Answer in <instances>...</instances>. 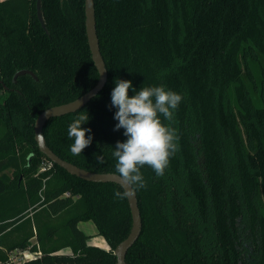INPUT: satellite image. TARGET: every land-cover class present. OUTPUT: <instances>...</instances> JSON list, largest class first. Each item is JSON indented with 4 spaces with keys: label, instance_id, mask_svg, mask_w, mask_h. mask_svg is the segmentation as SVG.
<instances>
[{
    "label": "trees",
    "instance_id": "obj_1",
    "mask_svg": "<svg viewBox=\"0 0 264 264\" xmlns=\"http://www.w3.org/2000/svg\"><path fill=\"white\" fill-rule=\"evenodd\" d=\"M36 1L0 0V264L16 249L41 252L22 264H117L114 249L132 227L126 196L113 195L124 191L55 164L41 171L50 161L34 139L41 112L98 81L85 0H41L45 29ZM93 2L107 81L83 108L45 124L46 145L83 170L117 174L112 148L126 138L109 107L114 79L181 93L172 124L180 150L162 176L141 168V234L125 261L264 264V0ZM21 70L36 80L13 81ZM81 111L93 140L74 155L67 126ZM80 222L108 249L89 245Z\"/></svg>",
    "mask_w": 264,
    "mask_h": 264
},
{
    "label": "clouds",
    "instance_id": "obj_2",
    "mask_svg": "<svg viewBox=\"0 0 264 264\" xmlns=\"http://www.w3.org/2000/svg\"><path fill=\"white\" fill-rule=\"evenodd\" d=\"M113 84L109 107L115 109L114 131L123 129L126 138L112 148L115 171L127 188L144 189L146 181L141 168L147 165L162 176L170 158L180 150V136L172 124L184 97L163 85L136 89L131 80L123 79H114ZM161 117L169 123H164ZM89 119L87 111H81L67 126V135L73 140L69 149L74 155L81 154L92 143L91 129L82 127ZM113 195L123 199L130 192L116 191Z\"/></svg>",
    "mask_w": 264,
    "mask_h": 264
},
{
    "label": "water",
    "instance_id": "obj_3",
    "mask_svg": "<svg viewBox=\"0 0 264 264\" xmlns=\"http://www.w3.org/2000/svg\"><path fill=\"white\" fill-rule=\"evenodd\" d=\"M37 16L41 26L45 29L44 21L41 15V0L36 1ZM85 25H86V35L89 50L91 53L92 61L98 72L99 78L96 85L89 91L78 97L77 99L61 104L58 106L50 107L39 114L34 123V139L39 152L48 159L52 164L64 169L70 175H73L79 179L85 180L87 182L93 183H114L122 188L124 192L129 191L130 195H127V202L129 205L132 227L128 236L121 241L114 249V255L116 257L117 264H127L125 261L126 254L128 250L133 246L141 234L142 220L140 216V211L138 208L137 197L134 189L127 188L119 178L117 174L114 173H94L83 170L71 163H68L58 157L52 152V150L46 145L43 137V128L45 124L52 118L61 117L78 111L88 104L105 86L107 81V70L103 58L100 53L98 37L96 33V22L94 15V2L93 0H85ZM29 75L36 80V76L27 70H21L16 72L13 77V81L19 76Z\"/></svg>",
    "mask_w": 264,
    "mask_h": 264
},
{
    "label": "built area",
    "instance_id": "obj_4",
    "mask_svg": "<svg viewBox=\"0 0 264 264\" xmlns=\"http://www.w3.org/2000/svg\"><path fill=\"white\" fill-rule=\"evenodd\" d=\"M52 167V163H43L42 167L40 168L41 171L47 170ZM67 194H65L66 196ZM41 257V252L38 251H31L29 249L19 251L14 256H10L9 259L4 264H22L26 261H30L36 258Z\"/></svg>",
    "mask_w": 264,
    "mask_h": 264
},
{
    "label": "crops",
    "instance_id": "obj_5",
    "mask_svg": "<svg viewBox=\"0 0 264 264\" xmlns=\"http://www.w3.org/2000/svg\"><path fill=\"white\" fill-rule=\"evenodd\" d=\"M78 228L81 231H83L86 235L89 236V239L87 241V243L89 245L97 246V247L105 249V250L108 249L107 243L105 242V240L101 236L98 235L97 229L93 223H91V222H80V223H78ZM101 244H103L104 247H102Z\"/></svg>",
    "mask_w": 264,
    "mask_h": 264
},
{
    "label": "rangeland",
    "instance_id": "obj_6",
    "mask_svg": "<svg viewBox=\"0 0 264 264\" xmlns=\"http://www.w3.org/2000/svg\"><path fill=\"white\" fill-rule=\"evenodd\" d=\"M9 172V171H8ZM13 236H15V234H12ZM30 241H31V243H35V239L34 238H32V239H30ZM100 245V244H99ZM102 245V247H104L103 246V244H101ZM19 251H21V250H13V251H10V252H8V259H9V257L10 256H14L15 254H17ZM66 251H68V250H64V251H61V252H63V253H65Z\"/></svg>",
    "mask_w": 264,
    "mask_h": 264
}]
</instances>
